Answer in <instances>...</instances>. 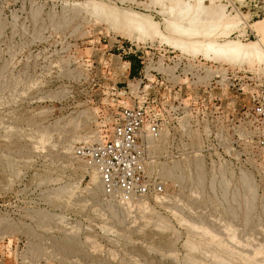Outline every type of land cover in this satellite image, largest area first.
<instances>
[{
	"label": "rangeland",
	"instance_id": "obj_1",
	"mask_svg": "<svg viewBox=\"0 0 264 264\" xmlns=\"http://www.w3.org/2000/svg\"><path fill=\"white\" fill-rule=\"evenodd\" d=\"M215 4L238 22L215 42L264 46L254 26L264 0ZM168 6L0 0V264H264V116L251 99L264 63L134 39L104 18L136 13L175 39ZM174 98L215 101L229 125L198 133L201 151L187 138L168 147L178 157L164 166L160 201L105 199L73 149L99 139L116 105Z\"/></svg>",
	"mask_w": 264,
	"mask_h": 264
},
{
	"label": "built area",
	"instance_id": "obj_2",
	"mask_svg": "<svg viewBox=\"0 0 264 264\" xmlns=\"http://www.w3.org/2000/svg\"><path fill=\"white\" fill-rule=\"evenodd\" d=\"M114 2L133 5L138 0ZM251 96L257 113L264 116V89ZM189 115H194L192 124ZM216 122L225 130L230 115L215 101L195 105L174 98L150 106L146 99H139L129 106L116 105L109 128L104 126L98 140L75 147L73 153L96 175L105 199L140 205L137 203L158 201L166 195L169 178L163 173L164 166L178 157L168 147L186 144L187 138L192 148L201 151L200 132L212 135Z\"/></svg>",
	"mask_w": 264,
	"mask_h": 264
},
{
	"label": "bare ground",
	"instance_id": "obj_3",
	"mask_svg": "<svg viewBox=\"0 0 264 264\" xmlns=\"http://www.w3.org/2000/svg\"><path fill=\"white\" fill-rule=\"evenodd\" d=\"M152 1L156 3L159 0ZM168 1V7L174 16L166 20L165 28L169 34L176 37L175 39L159 31L152 34L153 28L150 29L151 31L149 30L151 22L148 24L146 20L140 18L141 16H136V13L120 14L121 12L113 11L105 14L104 18L110 22L114 29L134 39L158 37L161 41H166L183 52L193 55L200 53L206 58L230 64L237 62L264 63V46L260 41L248 43L239 40H225L223 43L214 41L216 36H226L228 28L234 27L238 23L235 19L229 18L230 20H228L226 18L224 6L216 5V0H208V4L204 3V0ZM254 26L262 34L261 39L264 41V20L254 23ZM94 177L96 178V175Z\"/></svg>",
	"mask_w": 264,
	"mask_h": 264
}]
</instances>
